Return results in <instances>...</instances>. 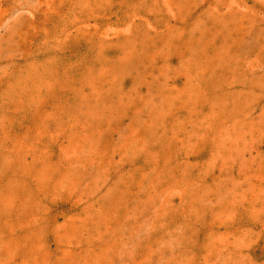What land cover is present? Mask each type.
I'll use <instances>...</instances> for the list:
<instances>
[{"label":"rangeland","instance_id":"1","mask_svg":"<svg viewBox=\"0 0 264 264\" xmlns=\"http://www.w3.org/2000/svg\"><path fill=\"white\" fill-rule=\"evenodd\" d=\"M0 264H264V0H0Z\"/></svg>","mask_w":264,"mask_h":264}]
</instances>
